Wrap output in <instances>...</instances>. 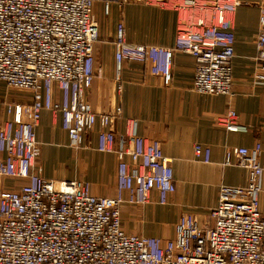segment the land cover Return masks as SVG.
<instances>
[{
  "label": "built area",
  "instance_id": "built-area-1",
  "mask_svg": "<svg viewBox=\"0 0 264 264\" xmlns=\"http://www.w3.org/2000/svg\"><path fill=\"white\" fill-rule=\"evenodd\" d=\"M137 2L172 9L177 29L172 47L132 44L117 25L115 79L126 60L149 64L169 85L175 52L195 58L193 89L229 94L235 36L232 15L238 0H0V79L31 92L30 103L5 104L0 117V178L23 181L0 188V264H264V166L262 144L227 150L224 164L245 168L243 186L221 184L208 224L181 214L172 237L129 233L122 205L155 201L164 205L175 192L172 159L161 142L127 121V144L115 147L121 106L97 111L87 98L94 78L98 24L93 5ZM256 60L264 61V3L260 6ZM1 103V102H0ZM61 113L72 148L92 145L86 136L98 125L95 149L115 152L116 191L96 195L89 182L41 174L35 161L40 145L35 128L43 112ZM228 131L247 132L229 110L218 118ZM264 129V126L262 127ZM196 159L209 162L210 149L197 143ZM17 183V182H16Z\"/></svg>",
  "mask_w": 264,
  "mask_h": 264
},
{
  "label": "crops",
  "instance_id": "crops-1",
  "mask_svg": "<svg viewBox=\"0 0 264 264\" xmlns=\"http://www.w3.org/2000/svg\"><path fill=\"white\" fill-rule=\"evenodd\" d=\"M264 0H238L232 15L235 54L232 60V88L229 94L198 93L193 89L195 58L175 52L169 85L149 71V64L126 60L120 79H115L114 40L117 25L124 27L125 39L132 44L172 47L177 29V13L155 5L137 2L109 3V12L96 1L93 16L99 36L94 46V78L87 98L97 111H113L121 106L117 121L115 147L127 144V121L135 119L139 134L158 139L164 156L172 159L176 190L167 204H158L153 193L143 205L121 207L125 231L172 237L181 214L195 215L203 224L218 200L221 184L243 186L247 183L244 167L224 164L225 153L237 147L262 144L260 162L264 166V61L256 60L260 6ZM31 92L7 85L0 79V117L6 119L5 104L30 103ZM229 110L247 132L228 131L218 121ZM99 127L85 137L92 148H72L62 127L61 113L43 112L35 128L40 145L36 168L54 179H80L90 183L96 195L112 196L116 191L115 152L96 150ZM210 149V161L195 158L193 147ZM60 167L64 170L59 171ZM67 171H66V170ZM0 178V188H17L23 181ZM208 223V222H207Z\"/></svg>",
  "mask_w": 264,
  "mask_h": 264
},
{
  "label": "rangeland",
  "instance_id": "rangeland-1",
  "mask_svg": "<svg viewBox=\"0 0 264 264\" xmlns=\"http://www.w3.org/2000/svg\"><path fill=\"white\" fill-rule=\"evenodd\" d=\"M92 148V147H91ZM91 148H89V149H91ZM36 162H37V160L35 161V164H36ZM62 170H64V167H60L59 168V171H62ZM66 170V169H65ZM67 171V170H66ZM58 180H60V179H58ZM13 182V180H10V183H12ZM210 222V218H209V215H208V219L205 221V223H203V224H208V223ZM131 233V232H130Z\"/></svg>",
  "mask_w": 264,
  "mask_h": 264
}]
</instances>
